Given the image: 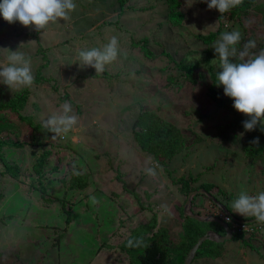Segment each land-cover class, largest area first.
I'll return each mask as SVG.
<instances>
[{
    "label": "rangeland",
    "instance_id": "374dc122",
    "mask_svg": "<svg viewBox=\"0 0 264 264\" xmlns=\"http://www.w3.org/2000/svg\"><path fill=\"white\" fill-rule=\"evenodd\" d=\"M74 3L69 19L50 22L40 32L18 21L9 24L0 15V63L18 50L40 79L28 88L20 113L42 123L70 101L79 117L72 130L53 139L55 134L30 133L10 110L0 111V138L15 144L4 150L17 170L15 177L0 175V264H134L122 245L153 213L157 222L149 233L167 227L172 248L180 243L187 196L178 192L164 165L141 152L132 138L145 111L174 125L185 138L168 160L172 177L192 174L199 177L195 185L213 186L215 200L199 193L191 200V212L209 216L219 209L214 201L232 208L240 192L264 191V164L243 152L248 134L232 127L234 112L218 108L207 93L211 69L222 71L213 47L222 33H241L238 53L248 40L256 43L250 54L264 49V0L224 14L209 9L206 0ZM113 35L120 52L104 71L82 65L80 50L102 47ZM188 64L198 65L191 75L180 69ZM17 92L0 82V101ZM45 150L53 153L41 196L32 166ZM149 159L157 165L155 176L145 170L153 166L146 163ZM75 169L85 174L88 186L68 190ZM92 196L98 203H91ZM49 197L56 200L46 202ZM58 200L66 204L64 210ZM210 227L218 233L223 228L218 223ZM207 240L221 243L220 255H194L190 264H264V226L252 239L253 247L233 237Z\"/></svg>",
    "mask_w": 264,
    "mask_h": 264
},
{
    "label": "clouds",
    "instance_id": "9594fccd",
    "mask_svg": "<svg viewBox=\"0 0 264 264\" xmlns=\"http://www.w3.org/2000/svg\"><path fill=\"white\" fill-rule=\"evenodd\" d=\"M206 2L209 9L214 8L224 14L242 4L243 0H206ZM75 9L74 0H0V15L5 21L9 24L18 21L21 25L32 27L38 32L45 29L50 22L69 19V13ZM240 40L241 33L234 30L222 33L215 42L213 47L222 68V71L216 73L217 84L223 85L224 94L233 98V107L250 117L243 121L245 131H253L258 123L262 125L261 130L264 131V49L258 54H250L249 50L255 48L256 43L254 40H248L243 50L238 53L236 45ZM119 52V38L113 35L102 47L80 50L78 56L82 65L94 67L98 73L104 71L105 65L113 62ZM237 58L239 62H233ZM34 80L31 62L24 53L18 50L11 51L6 57V63H0V82L12 91L30 88ZM78 120L79 117L74 112L71 102L65 101L59 110L52 112L42 121L41 127L54 133L52 137L54 139L72 130ZM251 143L258 145L259 137L254 138ZM146 163L153 164L145 169L147 174L155 176L157 165L151 159ZM90 201L92 204L98 203L94 196L90 197ZM232 209L242 216L255 217L258 222L264 223V191L256 195L240 192L232 203ZM226 219L229 222L231 220L230 217ZM127 246L148 247L143 237H130Z\"/></svg>",
    "mask_w": 264,
    "mask_h": 264
},
{
    "label": "trees",
    "instance_id": "16d2710c",
    "mask_svg": "<svg viewBox=\"0 0 264 264\" xmlns=\"http://www.w3.org/2000/svg\"><path fill=\"white\" fill-rule=\"evenodd\" d=\"M255 0H244L243 3H252ZM243 4H240L231 10L232 13L242 7ZM249 5V4H245ZM174 6V5H172ZM171 6V7H172ZM244 6V5H243ZM218 31L213 32L211 36H207L205 41L209 42L212 38L217 35ZM143 41V40H142ZM140 42H133L134 45H138ZM144 43L145 40H144ZM144 51L147 54H151L149 50L144 48ZM189 65V64H188ZM197 64H191L189 66H181L180 69H185L184 71L191 75L192 71L197 69ZM211 69L210 78L211 83L207 87V93L209 97H211L218 108H223L228 111H232L235 114V117L231 123V126L234 128H239L241 131L248 134L245 144L243 146V152L245 157L250 158L254 161H259V163L264 164V131H262V125L257 124L256 128L253 131H245L243 127V121L250 119L249 116L237 111L233 107V98L226 96L224 94L223 85L217 84L216 73ZM39 77L35 78L34 82H39ZM28 88H24L19 90L13 97L6 99L4 101H0V111L10 110L13 112L17 121L20 123H24L29 132L36 135H52L50 131L43 129L41 127V122H36V118H32L31 115H24L20 113V110L25 105L27 101ZM36 117V116H35ZM132 128V138L136 145V147L143 153H146L153 157V159L157 162V164H163L165 170L172 178V182L177 185V190L182 195H188L191 190H195L196 188H203L211 195H215L213 192V186L211 184H200L195 185L194 183L198 181V176H193L189 174L188 176L181 175L177 178L172 177L171 170L168 169L167 163L170 157L176 153V150L180 148L184 144L185 138H182L179 130L172 124L162 119H156L153 113L143 112V114L138 117ZM137 125H142L139 130L135 127ZM3 126L2 118L0 117V129ZM4 128V127H3ZM259 137V144H252L251 141ZM15 145L14 143L7 142L5 139L0 138V175L8 174L11 177H15L17 174V170L8 162L6 158V152L4 148H11V146ZM53 152L50 150H45L42 154L37 158L36 163L32 166L33 172L37 177V186L40 191L41 196L46 195V186L44 185V179L46 174H49V169L47 168V163L49 162L50 155ZM14 164V162H11ZM262 176L264 177V169H262ZM79 173V174H77ZM50 175V174H49ZM65 183V181H64ZM88 186V180L84 173L80 170L75 169L74 173L71 175L70 180L66 188L68 190H81ZM125 190L131 192L129 188L124 186ZM219 193L223 194L224 191L219 189L217 190ZM204 195V194H203ZM197 196V195H196ZM46 202L54 201L56 198L49 199L45 198ZM214 199H210L213 202ZM61 204L62 210L66 208V204H64L63 200H58ZM216 204V203H214ZM228 211H230L231 216L236 217L238 219L247 222L252 217H239L235 215L231 211V207L228 203H222ZM218 207L214 205V207ZM220 208V207H218ZM64 212L67 214L66 222L70 221L69 211L66 209ZM193 213H201L202 212H193ZM207 213V212H206ZM211 213V212H210ZM209 214V213H208ZM185 216V215H184ZM157 216L155 213L152 214L149 221L147 223L139 224L135 228H133L131 234L125 239L122 248L129 255L131 261L134 264H183L184 258L188 252V250L195 244L197 239L202 236L208 229H211L210 224L213 225L216 223L215 221L204 222L196 220L190 216H185V222L183 223L182 230V238L181 241L176 247L172 248L168 229L167 227H159L156 231L149 233L150 230H153L156 227ZM222 231L220 234H225V230L221 228ZM214 230V228H213ZM217 232V231H216ZM219 232V231H218ZM258 236V232L245 233L241 231H233L232 237L233 239L239 240L241 243L245 245H249L248 247H253L252 239ZM130 237H143L145 243L148 245L147 248L139 247L132 248L127 246V241ZM221 243H215L214 241L205 240L201 243L199 248L195 253V257H217L220 255L221 249L219 248ZM173 254V255H172Z\"/></svg>",
    "mask_w": 264,
    "mask_h": 264
},
{
    "label": "water",
    "instance_id": "95a60500",
    "mask_svg": "<svg viewBox=\"0 0 264 264\" xmlns=\"http://www.w3.org/2000/svg\"><path fill=\"white\" fill-rule=\"evenodd\" d=\"M204 194L206 196H208L210 199H214V197L209 194L205 189L203 188H198V189H195V190H191L188 195H187V198H186V201H185V204H184V207H183V214L185 216H190L196 220H199V221H204V222H211V221H215L216 223L220 224L224 230H225V234H220L214 230H211V229H208L202 236H200L197 241L195 242V244L188 250L185 258H184V261H183V264H190L191 261H192V258L194 257L197 249L199 248V246L201 245V243L203 241H205L206 239H212L214 238L216 241L218 242H222L226 239H230L232 237V230L230 228V226L228 225V223L224 222L223 220H221L220 218L216 217V216H212V215H209V216H200V215H197L193 212L190 211V206H191V200L193 199V197L197 194ZM215 200V199H214ZM217 206H220V208L226 213V214H229L230 215V211H228L226 209V207L222 204H219L218 202L214 201ZM235 220H237L236 218H234ZM256 219H250L248 220L249 222H253L255 221Z\"/></svg>",
    "mask_w": 264,
    "mask_h": 264
},
{
    "label": "built area",
    "instance_id": "2783aa9c",
    "mask_svg": "<svg viewBox=\"0 0 264 264\" xmlns=\"http://www.w3.org/2000/svg\"><path fill=\"white\" fill-rule=\"evenodd\" d=\"M211 214L229 223L232 232L235 230L245 232V233L258 232L264 226V223H261L258 221L244 222L240 220H235L231 215L226 214L223 210H221V208L217 209L215 212L212 211ZM227 217L231 218L230 222L226 219Z\"/></svg>",
    "mask_w": 264,
    "mask_h": 264
},
{
    "label": "flooded vegetation",
    "instance_id": "af4514ba",
    "mask_svg": "<svg viewBox=\"0 0 264 264\" xmlns=\"http://www.w3.org/2000/svg\"><path fill=\"white\" fill-rule=\"evenodd\" d=\"M210 194V193H209ZM212 230V229H211Z\"/></svg>",
    "mask_w": 264,
    "mask_h": 264
},
{
    "label": "crops",
    "instance_id": "0c3cea01",
    "mask_svg": "<svg viewBox=\"0 0 264 264\" xmlns=\"http://www.w3.org/2000/svg\"><path fill=\"white\" fill-rule=\"evenodd\" d=\"M209 198V197H208Z\"/></svg>",
    "mask_w": 264,
    "mask_h": 264
}]
</instances>
